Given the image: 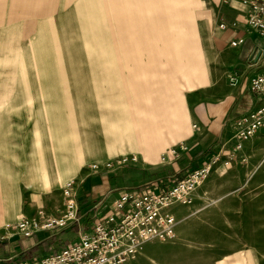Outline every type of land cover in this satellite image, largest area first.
<instances>
[{"label": "crops", "instance_id": "crops-1", "mask_svg": "<svg viewBox=\"0 0 264 264\" xmlns=\"http://www.w3.org/2000/svg\"><path fill=\"white\" fill-rule=\"evenodd\" d=\"M107 1L111 7L106 35L108 47L107 50L102 48L103 60L97 61L98 67L94 66L92 58L90 60L96 73V77H92L98 109L92 119L96 118V121L83 127L80 135L65 126L62 110L51 99L57 87L60 89L61 82L55 83L51 67L48 72L49 93L45 92L47 117L50 126L49 111L55 105V122L59 123L51 134L54 139L52 155L49 143L45 145L36 130L26 129L29 120L26 116L25 124L11 118L12 115L18 117L19 105L12 103L10 117L0 118V256L8 250L23 255L16 261L13 256L18 253L0 257V264H14L30 258L48 242L53 241L56 248L62 246L76 235L79 227H90L96 220L97 210L109 212L112 200L123 188L160 190L173 177L184 174L187 167L198 165L217 152L221 159L212 171L223 172L234 164L240 168V182L249 181L263 159L264 126L251 138L240 140L241 146L237 147L239 137L235 120L264 103V98L250 92L249 87L241 92L231 87L227 77L218 75L220 63L214 64L219 54L226 55L225 50H228L237 54L236 61L242 64L244 73L252 67L256 71L254 75L264 73V39L244 23L241 3L214 0L215 6L219 5L225 12L221 14L227 21L231 23L235 18L239 19L236 25L221 30L218 23L222 17L218 14L220 19L213 18L214 4L211 0L204 2L200 11L202 22L198 25V35L195 33L202 58V71L196 77L190 66L194 49L189 51L180 46L176 13L171 18L163 19L161 15L148 21L133 12L126 18L115 20L112 13L114 7L119 10L120 0L114 5L111 0ZM40 6L41 2L35 3V10ZM81 6L79 4L76 10L84 20L83 28L99 36L103 13L97 10L96 4L88 10H82ZM52 9H55L53 5H49V16L53 14ZM70 14L64 13L63 17ZM44 22L47 21L44 19L42 24ZM44 27L43 32L48 30ZM237 36H242L244 41L232 46L230 40ZM85 47L96 49L88 39ZM203 58L207 61L206 67ZM180 72H183V80L179 77ZM76 102L79 104L78 97ZM66 147L77 155L75 168L80 166L75 186L80 213L78 221L63 228L38 230L25 238L6 233L7 223H14L22 215L32 213L35 207L46 212L50 210L51 181L66 178L71 166L63 160ZM172 148L176 150L171 152ZM163 154H166L165 160ZM122 155L135 156L136 159L117 163L109 171L89 168L91 163L102 164ZM230 155L233 157L228 160ZM55 157L57 163L51 162ZM82 183H87L88 188L80 195ZM180 206L176 204L173 211L176 217ZM188 208L186 205L180 211ZM68 230L69 237H63ZM5 237L9 240H3V245L1 238ZM31 250H34L32 256L26 257Z\"/></svg>", "mask_w": 264, "mask_h": 264}, {"label": "rangeland", "instance_id": "rangeland-1", "mask_svg": "<svg viewBox=\"0 0 264 264\" xmlns=\"http://www.w3.org/2000/svg\"><path fill=\"white\" fill-rule=\"evenodd\" d=\"M111 1L114 5L119 0ZM38 2H41V6L35 10V3ZM204 2L208 0H120L119 10L114 7L112 15L118 20L134 12L140 19L149 21L154 16L160 18L162 15L166 19L176 13L180 46L189 51L194 49L190 66L197 77L202 71V58L195 35H198V25L202 22L200 11ZM211 3L215 6L214 0ZM79 4H82V10H88L89 7L93 9L96 4L97 10L103 13L104 21L101 22L99 36L86 32L83 28L84 20L76 10ZM49 5L55 8L52 9V16L47 12ZM219 7L212 8V15L216 20L219 18L218 14L221 18L224 16L221 13H225ZM64 13L71 14L63 17ZM110 17L111 7L107 0H0V118L6 115L10 117L12 103L19 105L18 117L12 115L11 118L25 124L26 116L29 119L26 129L36 130L45 145L49 143L51 155L54 150L51 134L59 123L55 122V105L49 111L50 126L47 117L45 92L49 93V69L51 67L54 70L55 83L61 80L60 89L57 87L58 90L52 92L51 99L62 110L65 126L80 135L83 127L96 121V118L92 119V115L98 110L92 87V77H96V73L91 68L90 60L93 59L96 67L99 66L97 61L103 60L101 51L108 47L106 35ZM44 19L47 22L42 24ZM44 25L48 29L45 32ZM87 39L96 49L88 50L85 47ZM225 53L226 55L219 54V59L214 61V64L221 65L218 75L227 77L231 87L237 88L239 92L243 88L250 89V81L256 71L252 67L244 73L242 64L236 61L237 54L228 50ZM104 59L106 60V53ZM203 62L206 67V59L203 58ZM179 77L183 80V72H180ZM77 97L79 104L76 102ZM63 154V160L71 166L66 178L51 181L50 210L46 212L44 209L51 217L60 216L65 208L63 187L69 181L76 184L80 176V166L75 168L76 153L66 147ZM51 162L57 163V158ZM240 173V168H236L234 164L223 172L212 171L194 191L192 203H178L181 205L180 209L186 205L189 208L178 210L176 236L171 240L145 242L134 256L133 264H264V156L251 180L240 182ZM87 188L88 184L82 183L79 194H84ZM38 207L24 216L37 215ZM174 210L176 204L172 206V211ZM10 231L12 232L7 229L6 233H11ZM69 234L68 230L62 236L69 237ZM74 238L75 236L69 240ZM3 240L9 238H1L4 245ZM52 242L43 246L36 255L40 256L56 248ZM32 251L34 252L31 250L28 255L25 254L26 257L32 256ZM14 253H18L13 256L15 261L23 256L21 252L8 250L0 257Z\"/></svg>", "mask_w": 264, "mask_h": 264}, {"label": "built area", "instance_id": "built-area-1", "mask_svg": "<svg viewBox=\"0 0 264 264\" xmlns=\"http://www.w3.org/2000/svg\"><path fill=\"white\" fill-rule=\"evenodd\" d=\"M229 3L232 0H221ZM243 6V20L264 37V0H237ZM222 17L218 23L221 30L236 25ZM244 41L242 36L230 40L232 46ZM250 89L260 99L264 98V73L255 74L250 81ZM239 141L251 138L264 126V103L243 113L235 120ZM176 148H172L174 152ZM233 156L230 155V160ZM135 160V156L122 155L104 163L94 162L92 170H113L117 163ZM166 159V154L162 155ZM221 159L220 153L213 154L198 165L189 166L185 173L173 177L160 190L126 187L112 200V208L104 213L96 211V220L90 227H79L75 238L60 248L49 250L40 256L34 255L14 264H133L134 256L149 240H171L176 236L178 219L172 211L174 204H190L194 191L203 183L214 165ZM228 160L224 161L225 163ZM76 184L69 181L63 187L65 208L58 217H51L43 208L37 215L19 217L6 225L12 234L21 238L29 237L38 230H54L67 227L80 218ZM9 234V233H8Z\"/></svg>", "mask_w": 264, "mask_h": 264}]
</instances>
